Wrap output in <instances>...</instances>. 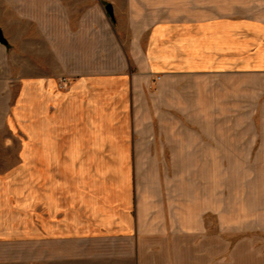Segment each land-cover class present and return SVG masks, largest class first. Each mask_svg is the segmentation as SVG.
<instances>
[{"label": "crops", "instance_id": "obj_1", "mask_svg": "<svg viewBox=\"0 0 264 264\" xmlns=\"http://www.w3.org/2000/svg\"><path fill=\"white\" fill-rule=\"evenodd\" d=\"M103 1L112 21L99 0H0V246L184 264L179 235L225 214L221 169L264 160V0ZM168 166L203 168L201 198L161 176L148 194L136 169Z\"/></svg>", "mask_w": 264, "mask_h": 264}, {"label": "rangeland", "instance_id": "obj_2", "mask_svg": "<svg viewBox=\"0 0 264 264\" xmlns=\"http://www.w3.org/2000/svg\"><path fill=\"white\" fill-rule=\"evenodd\" d=\"M93 1L95 0H83V17L92 10L86 6L93 4ZM99 1L103 7L99 14L93 9V17L101 22L102 17L107 16L112 21L106 11L108 4ZM166 154L170 156L171 153ZM252 163L256 166H232L221 169V180L222 183L224 181L226 188L225 206L224 201H221L225 214L221 222L213 214L207 216L206 232L196 233L193 238L179 235V256L184 264L187 257L189 264L191 259L193 264H264V160ZM136 171L138 175L146 178L141 179V184L147 187L148 194L154 186L155 179L158 181V177L161 176L165 199L173 198L171 200L184 203L189 188H194L196 198H201L203 168L145 167ZM207 177H210L209 172ZM179 211H182L181 207ZM27 255L26 246H0V260L12 259L10 262L0 264H26Z\"/></svg>", "mask_w": 264, "mask_h": 264}, {"label": "water", "instance_id": "obj_3", "mask_svg": "<svg viewBox=\"0 0 264 264\" xmlns=\"http://www.w3.org/2000/svg\"><path fill=\"white\" fill-rule=\"evenodd\" d=\"M106 11L109 13V15L111 17H113V12H112V7L111 6L108 5L106 7ZM0 42L3 43V44H6V40H5L3 32L1 30H0Z\"/></svg>", "mask_w": 264, "mask_h": 264}]
</instances>
